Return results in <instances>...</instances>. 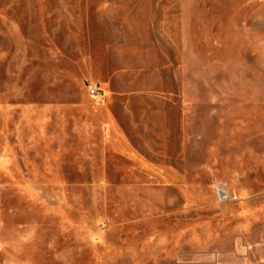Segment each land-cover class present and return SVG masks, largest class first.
Wrapping results in <instances>:
<instances>
[{
	"label": "rangeland",
	"instance_id": "obj_1",
	"mask_svg": "<svg viewBox=\"0 0 264 264\" xmlns=\"http://www.w3.org/2000/svg\"><path fill=\"white\" fill-rule=\"evenodd\" d=\"M0 264H264V0H0Z\"/></svg>",
	"mask_w": 264,
	"mask_h": 264
},
{
	"label": "built area",
	"instance_id": "obj_2",
	"mask_svg": "<svg viewBox=\"0 0 264 264\" xmlns=\"http://www.w3.org/2000/svg\"><path fill=\"white\" fill-rule=\"evenodd\" d=\"M101 89L99 88V86L97 84H93L89 87V92L93 97H101Z\"/></svg>",
	"mask_w": 264,
	"mask_h": 264
}]
</instances>
